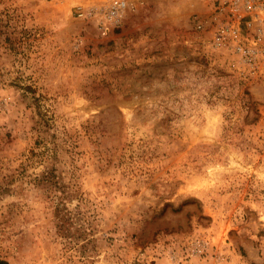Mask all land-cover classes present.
Masks as SVG:
<instances>
[{
	"label": "rangeland",
	"instance_id": "rangeland-1",
	"mask_svg": "<svg viewBox=\"0 0 264 264\" xmlns=\"http://www.w3.org/2000/svg\"><path fill=\"white\" fill-rule=\"evenodd\" d=\"M86 3L0 0V264H264V84L202 10Z\"/></svg>",
	"mask_w": 264,
	"mask_h": 264
},
{
	"label": "built area",
	"instance_id": "built-area-1",
	"mask_svg": "<svg viewBox=\"0 0 264 264\" xmlns=\"http://www.w3.org/2000/svg\"><path fill=\"white\" fill-rule=\"evenodd\" d=\"M153 0H87L78 14L92 17L103 26H115L128 13ZM184 3L197 16L207 18L205 52L244 81L264 84V0H174ZM202 28V23H196Z\"/></svg>",
	"mask_w": 264,
	"mask_h": 264
}]
</instances>
